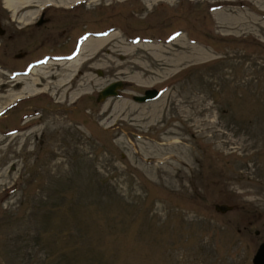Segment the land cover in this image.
I'll return each mask as SVG.
<instances>
[{"label":"rangeland","instance_id":"374dc122","mask_svg":"<svg viewBox=\"0 0 264 264\" xmlns=\"http://www.w3.org/2000/svg\"><path fill=\"white\" fill-rule=\"evenodd\" d=\"M22 2L0 0V264H252L264 0ZM83 31L114 35L93 60L9 73ZM146 87L161 92L134 101Z\"/></svg>","mask_w":264,"mask_h":264},{"label":"water","instance_id":"95a60500","mask_svg":"<svg viewBox=\"0 0 264 264\" xmlns=\"http://www.w3.org/2000/svg\"><path fill=\"white\" fill-rule=\"evenodd\" d=\"M40 19L41 17L39 18V20L36 21V23H40ZM122 87L123 81H121L120 79L110 81L97 91L96 100H103L108 96L116 95L118 93V89H121ZM159 93V89H156L154 87H146L142 90L141 93L132 94V99L138 102H143L155 98ZM231 207L232 205L227 203L216 202L213 204V208L219 212L229 210L231 209ZM254 233H257L256 229L254 230ZM250 261L252 264H264V236L258 242L255 250L251 255Z\"/></svg>","mask_w":264,"mask_h":264},{"label":"bare ground","instance_id":"6f19581e","mask_svg":"<svg viewBox=\"0 0 264 264\" xmlns=\"http://www.w3.org/2000/svg\"><path fill=\"white\" fill-rule=\"evenodd\" d=\"M5 2L9 3L10 5H14V7H17L21 3H23L22 0H5ZM24 2H26V1H24ZM18 3H20V4H18ZM110 33L111 32L102 34L104 36H102V35L94 36V37L93 36H86V37L82 38L80 40L76 50L74 51V53L70 57L63 59V60H60V61H56V62H58L60 64H63L64 62H66V63H68V64H66L67 66L79 65V64H81L80 62L82 60V57L87 50H89V52H90V56L88 59L93 60V57L95 56L97 51L100 49V47L103 45V42H105V41H107V39L113 37L112 35H114V34H110ZM35 65H36V67H33L31 69V71L29 72L30 74H32L33 70L34 71L35 70H42L41 69L42 67L39 64H35ZM17 78H18V80L21 79V77L19 75L17 76ZM123 103H124V101L120 102V104H123Z\"/></svg>","mask_w":264,"mask_h":264},{"label":"flooded vegetation","instance_id":"af4514ba","mask_svg":"<svg viewBox=\"0 0 264 264\" xmlns=\"http://www.w3.org/2000/svg\"><path fill=\"white\" fill-rule=\"evenodd\" d=\"M46 12V11H45ZM45 12H41V14H42V17H41V22L40 23H36L35 21H34V25L36 26V27H39L41 24H43L47 19H48V17H46L45 16ZM19 29H23V27H18ZM5 33V28L3 27V26H1L0 25V35H2V34H4ZM49 56H51V55H49ZM52 57H56L55 55H53ZM54 62H56V61H54ZM31 63H32V60L30 61H26L25 63H24V66H23V68H13V69H11L10 70V74H11V76H14V75H24V74H27L28 72H30L31 70L29 69V67H30V65H31ZM42 64V63H41ZM46 64V63H45ZM17 76H15V77H17ZM16 103V102H15ZM5 108V106L4 107H2V110ZM4 111V110H3Z\"/></svg>","mask_w":264,"mask_h":264}]
</instances>
